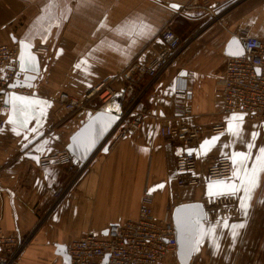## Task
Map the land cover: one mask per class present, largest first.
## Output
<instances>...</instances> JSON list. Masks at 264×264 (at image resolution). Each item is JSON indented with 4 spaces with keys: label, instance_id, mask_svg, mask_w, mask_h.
<instances>
[{
    "label": "crops",
    "instance_id": "crops-1",
    "mask_svg": "<svg viewBox=\"0 0 264 264\" xmlns=\"http://www.w3.org/2000/svg\"><path fill=\"white\" fill-rule=\"evenodd\" d=\"M224 1L0 0V42L18 45L19 72H37L28 94H8L0 129V227L26 237L13 264H71L58 246L67 248L88 231L104 234L109 223L136 217L144 191L152 197L154 215L163 217L168 205L203 203L230 184L240 187L234 173L243 177L253 168L260 171L264 117L219 114L217 82L225 74V49L233 32L247 28L264 36V0H230L237 5L224 23L216 22L212 12ZM165 26L186 45L165 72L137 82L144 89L140 106L153 115L143 119L134 135L84 165L76 161L71 170L62 163L40 166L41 157L65 149L91 114L84 110L56 120L58 93L83 96L107 78L123 93L125 69L133 62L151 65L165 49L160 39ZM38 47L48 51L36 54ZM89 104L97 109L99 100L93 97ZM233 116L242 119L234 122ZM182 120L201 127L195 145L160 136V125L177 126ZM217 124L224 130L211 132ZM232 124L241 126L238 135L229 131ZM184 149L195 153L198 171L229 158L232 176L179 185L175 156ZM240 153L251 156L244 169L238 167ZM58 187L68 188L51 208V191ZM234 195L236 215L198 222L188 264H264V173L251 193ZM158 264L180 263L174 252Z\"/></svg>",
    "mask_w": 264,
    "mask_h": 264
},
{
    "label": "built area",
    "instance_id": "built-area-1",
    "mask_svg": "<svg viewBox=\"0 0 264 264\" xmlns=\"http://www.w3.org/2000/svg\"><path fill=\"white\" fill-rule=\"evenodd\" d=\"M212 14L215 17L216 13ZM232 36L239 40L243 53L227 56L225 74L217 82L221 94L218 112L221 115L247 114L252 118L264 117V36L252 35L247 28L236 30ZM160 39L165 49L155 55L151 65L133 62L125 69L122 75L127 86L123 93L112 88L109 78L83 96L60 91L57 95L56 120L63 121L84 110L94 112L96 109H92L88 103L96 97L99 100L97 109L102 108L120 116L117 125L101 143V150L134 135L143 119L153 115L150 108L140 106L144 89L138 87V80L143 76L154 79L165 72L181 50V39L169 26L163 28ZM47 51L48 47L33 50L36 54ZM18 71V45L14 42H0V129L5 126L6 96L15 90L24 94L30 92L28 88L10 86ZM107 103L112 104L110 110L107 106L104 107ZM223 130V124L210 127V131L214 133ZM201 132V127L188 125L184 120L177 126L162 124L159 127L160 136L173 139L184 146L195 145ZM74 162L71 154L63 149L54 156L41 157L39 164L45 166L62 163L71 170L74 169ZM175 173L179 185L184 186L197 185L201 179L213 181L229 178L233 169L230 159L221 157L204 171H198L195 153L184 149L175 156ZM67 188L58 187L51 191L53 204L57 205ZM203 205L207 220L227 219L238 212L237 197L234 194L211 197ZM172 209L173 206L168 205L165 216H155L152 197L144 191L136 217L109 223L105 234L88 231L75 239L67 247L70 263L103 264L107 256L105 264H158L166 255L176 251ZM25 242L26 237L7 233L0 227V264H13Z\"/></svg>",
    "mask_w": 264,
    "mask_h": 264
},
{
    "label": "water",
    "instance_id": "water-1",
    "mask_svg": "<svg viewBox=\"0 0 264 264\" xmlns=\"http://www.w3.org/2000/svg\"><path fill=\"white\" fill-rule=\"evenodd\" d=\"M176 5L177 4H171ZM228 55H241L243 53L239 40L232 36L225 49ZM36 70L30 68L27 73L19 72L16 79L11 83L12 88H31L36 79ZM8 96H6V103ZM120 116L116 113L104 109H96L80 126L70 135L65 149L71 154L73 161L86 164L97 153L101 143L117 125ZM107 153V149L101 151ZM206 219L204 205L201 201H191L180 203L173 207L171 211V220L175 227L176 236V258L180 264H188L192 258L196 237L198 233V222ZM106 231L104 232V234ZM58 249L67 259L69 255L67 248L59 245ZM107 261V256L103 264Z\"/></svg>",
    "mask_w": 264,
    "mask_h": 264
},
{
    "label": "snow or ice",
    "instance_id": "snow-or-ice-1",
    "mask_svg": "<svg viewBox=\"0 0 264 264\" xmlns=\"http://www.w3.org/2000/svg\"><path fill=\"white\" fill-rule=\"evenodd\" d=\"M173 7H177L176 5H173ZM29 66L31 65V58H29ZM79 67V65H77ZM259 71V70H257ZM233 121L235 122L238 119H242V117H236L233 116ZM241 126L237 124L229 125V131L232 132L234 135H238L239 131H241ZM255 136V134H253ZM216 139V138H213ZM249 147H255L254 145L249 144ZM260 155L257 157V160L260 165V171L256 168H253L250 172H248L245 176L241 177L239 173H234V176L237 180L241 181L240 187H237L235 184H230L226 189L222 190L218 194L220 195H226V194H235L239 191L246 190L249 193L253 191V189L259 187L260 185V175L261 173H264V147L259 149ZM239 160L237 161L238 167L240 169H244L247 167V161L251 159V156L240 153L238 154Z\"/></svg>",
    "mask_w": 264,
    "mask_h": 264
},
{
    "label": "rangeland",
    "instance_id": "rangeland-1",
    "mask_svg": "<svg viewBox=\"0 0 264 264\" xmlns=\"http://www.w3.org/2000/svg\"><path fill=\"white\" fill-rule=\"evenodd\" d=\"M236 5H237L236 3L233 4L230 0H225L224 2H222V4L217 7L218 10H217V13L214 17L215 21L216 22L222 21V23H224L223 21L226 20V16L228 15V13L230 11H232L234 6H236ZM185 45H186V41H185V39H182L181 40V49H183L185 47ZM88 106H90L89 103H88ZM54 207H56V204H52L51 208H54Z\"/></svg>",
    "mask_w": 264,
    "mask_h": 264
},
{
    "label": "bare ground",
    "instance_id": "bare-ground-1",
    "mask_svg": "<svg viewBox=\"0 0 264 264\" xmlns=\"http://www.w3.org/2000/svg\"><path fill=\"white\" fill-rule=\"evenodd\" d=\"M106 106H107V107H108V109L110 110V107H112V104H110V103H107V104H106L104 107H106ZM102 150H103V149H102ZM102 150H101V146H100V147L98 148V151H97V153H98L99 151H100V153H101V151H102ZM97 153H96V154H97ZM96 154H95V155H96Z\"/></svg>",
    "mask_w": 264,
    "mask_h": 264
}]
</instances>
